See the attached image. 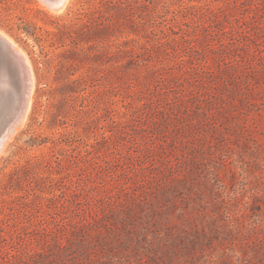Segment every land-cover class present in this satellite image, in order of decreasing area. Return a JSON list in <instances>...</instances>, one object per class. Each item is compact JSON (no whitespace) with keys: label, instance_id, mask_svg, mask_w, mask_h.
Segmentation results:
<instances>
[{"label":"rangeland","instance_id":"374dc122","mask_svg":"<svg viewBox=\"0 0 264 264\" xmlns=\"http://www.w3.org/2000/svg\"><path fill=\"white\" fill-rule=\"evenodd\" d=\"M0 31L34 82L0 264H264V0H0Z\"/></svg>","mask_w":264,"mask_h":264},{"label":"water","instance_id":"95a60500","mask_svg":"<svg viewBox=\"0 0 264 264\" xmlns=\"http://www.w3.org/2000/svg\"><path fill=\"white\" fill-rule=\"evenodd\" d=\"M60 9L66 0H45ZM32 67L11 38L0 31V152L26 114L33 90Z\"/></svg>","mask_w":264,"mask_h":264},{"label":"bare ground","instance_id":"6f19581e","mask_svg":"<svg viewBox=\"0 0 264 264\" xmlns=\"http://www.w3.org/2000/svg\"><path fill=\"white\" fill-rule=\"evenodd\" d=\"M66 1H67V0H66ZM66 1H65V2H66ZM65 2H64V4H65ZM64 4H63V5H64ZM63 5H62V7H63ZM66 5H67V4H66ZM54 12H55V11H54ZM11 40L13 41V39H11ZM13 43L15 44L16 49H17L19 52H21V53L25 56V54L23 53V51H21V50L17 47V45H16V43H15L14 41H13ZM25 57H26V56H25ZM26 59H27V57H26ZM27 61H28V59H27ZM28 63H29V61H28ZM29 65H30V64H29ZM32 79H33V74H32ZM29 105H30V103H29ZM28 107H29V106H28ZM27 110H28V109H27ZM23 117H24V116H23ZM22 122H24V121H23V118L19 121V123H18L16 129H18L19 126H21ZM16 129H15V130H16ZM14 133H15V131H13V132L10 134L9 138L7 139L5 145H4L3 149H2V151L0 152V156H1L3 153H5V148L7 147L8 142L13 138Z\"/></svg>","mask_w":264,"mask_h":264}]
</instances>
